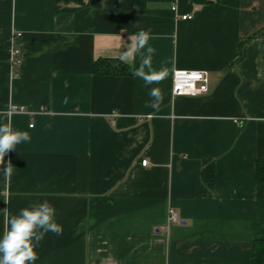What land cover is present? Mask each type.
Listing matches in <instances>:
<instances>
[{"label":"crops","instance_id":"obj_1","mask_svg":"<svg viewBox=\"0 0 264 264\" xmlns=\"http://www.w3.org/2000/svg\"><path fill=\"white\" fill-rule=\"evenodd\" d=\"M140 29L153 67L168 69L161 83L133 76L140 53L128 76L92 72ZM174 69L207 71L208 90L172 96ZM153 87L158 111L145 107ZM11 106L31 139L6 153L10 176L0 165V235L5 211L44 201L63 227L34 264H252L264 241V0H0V114Z\"/></svg>","mask_w":264,"mask_h":264},{"label":"clouds","instance_id":"obj_2","mask_svg":"<svg viewBox=\"0 0 264 264\" xmlns=\"http://www.w3.org/2000/svg\"><path fill=\"white\" fill-rule=\"evenodd\" d=\"M151 30L140 29L137 33L128 37L130 43L124 46L118 53V59L125 64L133 65L137 54H141L139 66L133 70V76L140 78L147 87L161 83L168 75V69L156 70L153 67L152 56L154 49L148 46ZM150 102L145 107L159 110L164 99L162 90L153 87L149 91ZM66 102V101H65ZM7 117L8 122L0 123V165H3L2 173L10 176L13 166L9 162L4 165L6 153L15 149L16 145L31 139L27 131L14 130L11 124L13 111L11 108L0 114ZM56 209L48 201L33 203L29 207L22 208L18 214H4L5 228L0 235V264H34L39 258L35 249L40 245L48 232L62 235L63 227L55 220Z\"/></svg>","mask_w":264,"mask_h":264},{"label":"built area","instance_id":"obj_3","mask_svg":"<svg viewBox=\"0 0 264 264\" xmlns=\"http://www.w3.org/2000/svg\"><path fill=\"white\" fill-rule=\"evenodd\" d=\"M175 15H177L176 6L171 7ZM183 20L190 19V14L179 15ZM18 36V34L16 35ZM14 36V40L16 39ZM19 50L12 49V57L14 65L19 63ZM171 93L172 96H194L205 93L208 90V72L205 70H187V69H174L171 79ZM12 111H22L23 107L11 106ZM148 161L143 159L141 165L146 166ZM168 220L173 223H178L179 218L173 209L168 210Z\"/></svg>","mask_w":264,"mask_h":264},{"label":"trees","instance_id":"obj_4","mask_svg":"<svg viewBox=\"0 0 264 264\" xmlns=\"http://www.w3.org/2000/svg\"><path fill=\"white\" fill-rule=\"evenodd\" d=\"M92 72L98 75H119L128 76L131 70L128 64L122 63L115 58H98L93 62ZM203 182L208 187H213L214 183V166L209 164L201 171ZM255 181L264 183V159L255 161ZM252 264H264V241L255 240L252 249Z\"/></svg>","mask_w":264,"mask_h":264}]
</instances>
